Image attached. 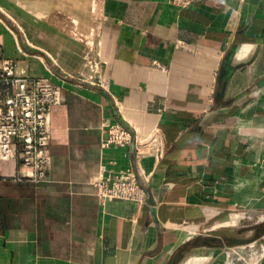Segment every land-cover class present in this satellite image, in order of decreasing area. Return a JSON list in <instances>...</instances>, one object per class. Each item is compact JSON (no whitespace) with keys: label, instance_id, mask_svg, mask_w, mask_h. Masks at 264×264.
<instances>
[{"label":"crops","instance_id":"1","mask_svg":"<svg viewBox=\"0 0 264 264\" xmlns=\"http://www.w3.org/2000/svg\"><path fill=\"white\" fill-rule=\"evenodd\" d=\"M0 52L63 88L44 180L0 146V264H225L264 235V0H0ZM117 122L160 146L141 206L95 197L135 166L132 145L101 146Z\"/></svg>","mask_w":264,"mask_h":264},{"label":"built area","instance_id":"2","mask_svg":"<svg viewBox=\"0 0 264 264\" xmlns=\"http://www.w3.org/2000/svg\"><path fill=\"white\" fill-rule=\"evenodd\" d=\"M172 6L184 9L211 0H167ZM75 40L88 45L84 62L91 75L97 73L98 56L92 41L65 26ZM82 80V78L80 79ZM83 81V80H82ZM62 86L49 78L33 77L20 70L13 58H5L0 52V146L6 143L16 148L18 163L29 172L22 175L35 181L44 180L50 162V117L52 108L61 102ZM104 149L134 148L135 166L117 172L101 173L93 182L95 197L103 205L111 201L128 202L138 206L147 202V192L142 186L141 162L145 159L158 161L160 146L156 137L141 139L133 126L121 122L107 124ZM225 264H258L264 252V235L239 245H227L222 250ZM210 257H190L187 264H206Z\"/></svg>","mask_w":264,"mask_h":264},{"label":"rangeland","instance_id":"3","mask_svg":"<svg viewBox=\"0 0 264 264\" xmlns=\"http://www.w3.org/2000/svg\"><path fill=\"white\" fill-rule=\"evenodd\" d=\"M14 59V58H13ZM18 62V61H17ZM38 78V77H37ZM40 78H42V77H40ZM46 78V77H45ZM53 83V82H52ZM262 220V219H261Z\"/></svg>","mask_w":264,"mask_h":264},{"label":"bare ground","instance_id":"4","mask_svg":"<svg viewBox=\"0 0 264 264\" xmlns=\"http://www.w3.org/2000/svg\"><path fill=\"white\" fill-rule=\"evenodd\" d=\"M263 255V254H262ZM230 264V263H229Z\"/></svg>","mask_w":264,"mask_h":264}]
</instances>
